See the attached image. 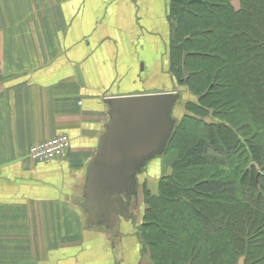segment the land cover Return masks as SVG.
I'll return each mask as SVG.
<instances>
[{"label": "crops", "instance_id": "1", "mask_svg": "<svg viewBox=\"0 0 264 264\" xmlns=\"http://www.w3.org/2000/svg\"><path fill=\"white\" fill-rule=\"evenodd\" d=\"M168 1L0 0V264H152L128 227L86 229L76 201L107 99L168 73ZM58 134L66 155L28 158Z\"/></svg>", "mask_w": 264, "mask_h": 264}, {"label": "trees", "instance_id": "2", "mask_svg": "<svg viewBox=\"0 0 264 264\" xmlns=\"http://www.w3.org/2000/svg\"><path fill=\"white\" fill-rule=\"evenodd\" d=\"M167 19V72L216 121L186 129L134 234L152 264H264V0H169Z\"/></svg>", "mask_w": 264, "mask_h": 264}, {"label": "water", "instance_id": "3", "mask_svg": "<svg viewBox=\"0 0 264 264\" xmlns=\"http://www.w3.org/2000/svg\"><path fill=\"white\" fill-rule=\"evenodd\" d=\"M106 103L108 122L85 167L81 201L76 202L86 217V229L119 234L128 227L135 233L143 212L144 171L166 151L181 95L163 92L114 97ZM132 200L136 220L129 214Z\"/></svg>", "mask_w": 264, "mask_h": 264}, {"label": "rangeland", "instance_id": "4", "mask_svg": "<svg viewBox=\"0 0 264 264\" xmlns=\"http://www.w3.org/2000/svg\"><path fill=\"white\" fill-rule=\"evenodd\" d=\"M169 67V62H168ZM168 71V69L166 70ZM159 83H161L154 92H178L182 96V106L174 112V118L177 123V128L174 137L172 138L169 149L166 153L160 157V160L150 166L151 171L149 172V177L145 179L142 189L144 192L149 193L151 197L158 196L159 191V182L162 178L174 177L176 175L177 170L173 168V165L178 161L181 154V147L185 144V135L187 133L189 127L195 126L196 122H200L201 124H210L215 119H211V115L208 116H198L192 113L188 108L186 109V105L192 100L195 102L194 96H192L188 90L174 86V81L172 77H170L169 73L160 72L158 76ZM186 103V104H185ZM246 167H249V164L243 163L241 165L242 170ZM147 171V170H146ZM144 171V173L146 172ZM194 171H200L204 173V169H195ZM144 206L142 210H144ZM141 215L139 214V222H141ZM139 224V225H140Z\"/></svg>", "mask_w": 264, "mask_h": 264}, {"label": "built area", "instance_id": "5", "mask_svg": "<svg viewBox=\"0 0 264 264\" xmlns=\"http://www.w3.org/2000/svg\"><path fill=\"white\" fill-rule=\"evenodd\" d=\"M71 148V140L65 134H58L29 147L27 156L35 163H49L63 157Z\"/></svg>", "mask_w": 264, "mask_h": 264}, {"label": "flooded vegetation", "instance_id": "6", "mask_svg": "<svg viewBox=\"0 0 264 264\" xmlns=\"http://www.w3.org/2000/svg\"><path fill=\"white\" fill-rule=\"evenodd\" d=\"M144 175H145V173H144ZM145 177H143V181H142V183H144V181H145ZM136 207H135V203H133V200H132V202H131V206H130V208H129V214L132 216V217H134V220H136L135 219V214H136ZM135 222V221H134Z\"/></svg>", "mask_w": 264, "mask_h": 264}]
</instances>
